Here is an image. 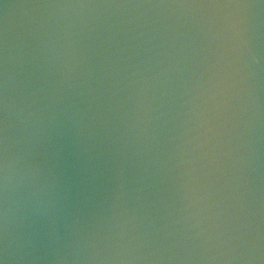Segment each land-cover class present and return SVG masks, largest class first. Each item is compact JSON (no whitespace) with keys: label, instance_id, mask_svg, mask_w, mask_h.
<instances>
[{"label":"water","instance_id":"1","mask_svg":"<svg viewBox=\"0 0 264 264\" xmlns=\"http://www.w3.org/2000/svg\"><path fill=\"white\" fill-rule=\"evenodd\" d=\"M0 264H264V0H0Z\"/></svg>","mask_w":264,"mask_h":264}]
</instances>
